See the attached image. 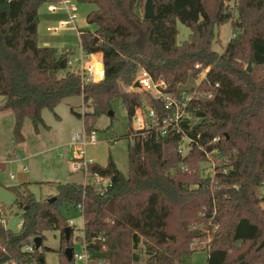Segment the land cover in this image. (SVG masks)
Returning <instances> with one entry per match:
<instances>
[{"label": "trees", "instance_id": "obj_1", "mask_svg": "<svg viewBox=\"0 0 264 264\" xmlns=\"http://www.w3.org/2000/svg\"><path fill=\"white\" fill-rule=\"evenodd\" d=\"M52 1L0 0V113L12 114V135L20 144L25 121L35 133L48 129L42 111L52 112L64 99L82 98L88 111L70 113L86 135L102 117H113L118 101L129 122L128 175L108 157L105 166L87 165L90 175L109 179L102 194L93 186L56 184L55 195L38 202L28 183L9 188L22 226L15 233L0 224V264H46L48 249L23 248L34 238L42 247L45 234L57 231L61 264H74L64 257L73 230L66 239L70 227L59 206L78 211L77 205L83 207L87 264H190L193 242L205 241L207 231L211 239L201 247L206 264H264V0H152L153 20L137 11L146 0H77L94 7L86 17L94 31H82L81 48L100 54L104 66L101 80L89 84L68 72V55L39 45L38 10ZM177 22L190 32L179 44ZM226 23L231 37L218 54L212 43ZM140 69L165 82L172 97L208 70L198 90L213 96L190 104L179 133L135 132L132 118L144 100L120 86H132ZM150 105L158 119L168 116L160 102ZM109 136L111 143L118 140ZM184 139L189 152L182 156ZM207 155L217 164L203 177ZM2 213L0 208V219Z\"/></svg>", "mask_w": 264, "mask_h": 264}, {"label": "rangeland", "instance_id": "obj_2", "mask_svg": "<svg viewBox=\"0 0 264 264\" xmlns=\"http://www.w3.org/2000/svg\"><path fill=\"white\" fill-rule=\"evenodd\" d=\"M77 6L78 14L80 15L78 26L83 31H90L94 27L86 24V17L87 13L93 10V6L79 4L78 1ZM141 11L143 12V6H141ZM38 15L37 33L40 46L56 47L58 50L65 47H75L76 39L72 32L52 37L46 33L45 28L52 25V20H49L44 6L39 8ZM176 28L178 29L176 42L179 44L186 41L190 33L189 30L179 22H177ZM231 33L229 23L221 26L216 32L215 40L212 43V48L216 53H223ZM194 85H196L195 81L189 83L187 89ZM122 86V89L126 88V85L123 84ZM142 98H144V95H142ZM69 102L73 105L72 107L66 105ZM71 108L80 114L88 111L83 107L79 97L62 100L52 112L49 110L42 111L41 118L44 124L48 126V129L46 131L40 129L38 136H36L31 123L27 120L26 126L22 131L25 143L19 151L17 150L18 152L16 151V148H18L17 144L12 135L13 127L12 130L10 129L11 122L7 121V119L0 121V163L2 164L0 169V208L3 212L2 217L6 229L16 233L20 231L22 226V211L15 206V196L9 190L11 187H18L22 183H28V190L32 193L35 200L39 202L55 195L54 186L56 184L96 185L92 175L83 171L75 172L71 169L72 162L79 155L73 139L76 134H83V123L73 114L71 115ZM113 113L112 118L102 117L97 122L94 130L96 143L87 145L82 150V154H84V161L88 163L94 162L100 166H105L108 157H111L117 170L126 177L128 175L126 153L128 139L126 134L129 122L125 111L120 107L118 101L113 102ZM132 124L131 122V128ZM109 125L110 127L108 128ZM109 134L115 135L118 140L115 143H111ZM184 146H188L187 141H184ZM17 153H20L22 157L17 156ZM216 164L214 158L210 156L207 163L201 164V175L203 177L211 176L213 174L212 166ZM46 183H51L52 187L46 185ZM261 194L264 195V190H261ZM59 207L60 214L73 230L71 237L73 254H83V223L80 211L69 209L65 206ZM206 233L205 241L197 240L193 242L191 250L194 253L190 264H206L207 253L201 250V247L211 239L209 231ZM59 247L60 232L46 233L43 245L39 249V251L43 250V248L48 249L44 252L46 264H61V259L58 256ZM138 248L143 250V241L139 242ZM142 255L140 257L144 260ZM74 264L82 263L76 261Z\"/></svg>", "mask_w": 264, "mask_h": 264}, {"label": "built area", "instance_id": "obj_3", "mask_svg": "<svg viewBox=\"0 0 264 264\" xmlns=\"http://www.w3.org/2000/svg\"><path fill=\"white\" fill-rule=\"evenodd\" d=\"M11 1V0H8ZM45 7L46 14L48 16H55L56 19L52 21V25L45 28L46 33L52 36H59L64 33L72 32L76 39L75 47L63 48L62 52L68 55V61L66 67L70 74L77 75L81 78L82 82L89 84V82H95L96 74L100 73L98 70V65L102 61L95 60V56L98 54H87L80 44V35L82 31L78 26V21L80 15L78 14L77 0H53L51 3L43 5ZM140 11L141 17H143V12ZM195 68H199V65L196 64ZM208 70L203 71L197 80H195L196 85L193 87L183 90L179 96L172 97L167 94L166 83L162 80L154 81L151 77L143 70L140 69L136 78L133 82L132 89L139 94L144 95L143 105L136 109L132 118V130L135 132H142L148 130H154L157 134L162 136L166 135L168 132L179 133L181 132V122L187 117V108L190 106L194 100L198 99H208L210 100L213 96V93L200 92L198 87L200 86L202 80L205 78V75ZM102 74V72H101ZM100 74V75H101ZM135 83H138L139 89H134L133 86ZM218 87V84L215 85V88ZM160 102L163 105V109L168 111L169 114L163 119H158L155 115V111L150 105V102ZM76 143V151L79 153L74 159L71 165L72 171H83L88 173L87 165L91 164L84 161V154L82 150L90 144L96 143V136L94 131H91L89 135H86L83 131V134H76L74 139ZM184 141H187L189 145V140L184 139L180 144L178 151L182 156L187 155L188 147L184 146ZM214 142L217 141V138L213 139ZM212 153H216L215 151ZM209 155L207 158L209 159ZM212 173H215V166H212ZM212 174V175H213ZM90 175V174H89ZM96 185L93 188L100 194L105 190L109 189L110 181L105 179L98 174H91ZM264 196V195H263ZM78 211L82 215L83 207L77 205ZM0 224L4 225L3 217L0 219ZM34 242L26 245L23 250L25 252H32L34 250ZM72 259L74 262L78 261L82 264L88 263V255L84 250L83 254H73ZM6 264H15L14 262H6Z\"/></svg>", "mask_w": 264, "mask_h": 264}, {"label": "water", "instance_id": "obj_4", "mask_svg": "<svg viewBox=\"0 0 264 264\" xmlns=\"http://www.w3.org/2000/svg\"><path fill=\"white\" fill-rule=\"evenodd\" d=\"M143 18L146 19V20H153L155 18V14L153 12V6H152V0H146V2L144 3L143 5ZM99 67V70L102 72H104V66L102 65V63L100 65H98ZM246 71L248 73L251 72V64H248L247 68H246ZM134 89H139V85L138 83H135L134 86H133ZM111 113V112H109ZM55 201V198H51L48 200L49 203H53ZM71 230V228H66L65 229V233H66V239L68 238V235H69V231ZM32 242H34V246H35V249H39L40 248V245H41V239L40 238H34L32 240ZM263 247V244H261L259 246V248ZM64 257L69 261L71 262L72 261V249L71 248H66L64 250Z\"/></svg>", "mask_w": 264, "mask_h": 264}, {"label": "crops", "instance_id": "obj_5", "mask_svg": "<svg viewBox=\"0 0 264 264\" xmlns=\"http://www.w3.org/2000/svg\"><path fill=\"white\" fill-rule=\"evenodd\" d=\"M91 6V5H90ZM93 10H94V7H93ZM137 11H138V13L141 11V7L139 6L138 8H137ZM49 17V20H55L56 19V17L55 16H48ZM79 20H80V18H79ZM80 28V27H79ZM80 30L81 31H83L81 28H80ZM90 31H94V28L93 29H91ZM72 48H73V46H71ZM67 48H70V47H67ZM63 48H61V49H59V50H62ZM95 60H97V61H102V58H101V55L100 54H98V55H96L95 56ZM100 74H101V71H100ZM102 76H103V74H101L96 80H95V82L96 81H99V80H101V78H102ZM120 87H123L122 85L120 86ZM121 90L122 91H134L133 89H132V86H126V88H124V89H122L121 88ZM80 99H81V101H82V98L81 97H79ZM65 100V99H64ZM4 102V98L2 97H0V107L4 104L3 103ZM82 104H83V101H82ZM67 106H69V107H72L73 105L69 102V103H67L66 104ZM84 107V106H83ZM72 109V108H71ZM71 109H70V111H71ZM86 109V108H85ZM74 110V109H73ZM41 115H42V113H41ZM2 119H7V121H9V122H11V125H10V129L12 130V127H13V125H12V123L14 124V120H13V116H12V114L10 113V112H8V111H2L1 113H0V121L2 120ZM26 126V121H25V123H24V125H23V128H22V131H23V129H24V127ZM47 128H48V126H47ZM41 130H45L46 131V129H41ZM36 134V136H38L39 134H40V129L39 130H37V132L35 133ZM24 138V137H23ZM25 143V138H24V141L22 142V143H20V144H17V147L18 148H16V151L18 150L19 151V149L22 147V145ZM17 151V152H18ZM17 156H20V157H22V155H20V153H17ZM0 159H1V157H0ZM94 163V162H93ZM0 165L2 166V164L0 163ZM4 227H5V225H4Z\"/></svg>", "mask_w": 264, "mask_h": 264}]
</instances>
